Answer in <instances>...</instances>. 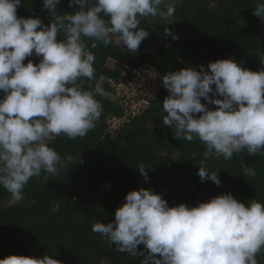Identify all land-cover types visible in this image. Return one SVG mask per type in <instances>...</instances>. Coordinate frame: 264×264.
<instances>
[{
    "label": "clouds",
    "instance_id": "9594fccd",
    "mask_svg": "<svg viewBox=\"0 0 264 264\" xmlns=\"http://www.w3.org/2000/svg\"><path fill=\"white\" fill-rule=\"evenodd\" d=\"M21 3L0 0V186L11 194L10 204L23 200L33 177L56 173L58 166L72 161L71 155L62 159L50 140L60 135L83 138L102 115L96 97L108 98L109 93L104 77L96 79L95 55L84 38L96 48L109 46L115 36L136 53L149 36L139 27L140 18L159 17L170 24L176 12V0H69L78 9L60 15L56 9L61 0H43L53 17L44 25L39 18L18 16ZM253 14L264 21V0H258ZM33 54L42 57L40 62L25 65ZM257 56L264 65V53ZM208 69L201 65L200 70L163 76L170 93L162 104L163 124L174 129L177 139H198L205 145L197 174L219 187L218 172L204 167L209 158L228 160L242 150L249 155L264 150V68L252 71L228 58L210 62ZM85 80L96 81L95 86L85 88ZM202 98L217 107L210 109ZM138 170L148 181L143 164ZM244 175L255 176V171L245 164ZM92 231L131 255L143 244V264H258L256 257L264 252V203L253 199L246 204L229 192L198 206L170 207L162 194L141 188L126 195L112 222L95 223ZM0 264L62 262L47 254L10 255Z\"/></svg>",
    "mask_w": 264,
    "mask_h": 264
},
{
    "label": "trees",
    "instance_id": "16d2710c",
    "mask_svg": "<svg viewBox=\"0 0 264 264\" xmlns=\"http://www.w3.org/2000/svg\"><path fill=\"white\" fill-rule=\"evenodd\" d=\"M257 3L258 0H176L170 24L159 17L140 18L139 27L149 36L136 53L118 44L115 36L109 46L101 43L96 48L91 47L92 40L84 38L87 50L95 55L96 79L104 77L103 87L109 97H96L103 112L86 136L69 139L60 135L48 142L62 159L68 155L73 159L66 167L58 166L56 173L43 172L25 185L23 197L30 203L28 208L21 203L3 208V201L11 194L0 186V259L10 255L42 258L47 254L62 264H102L104 259H110L111 264H143V244L138 246L137 255H131L92 231L95 223L112 222L116 210L126 202V195L146 182L138 170L141 164L148 170L150 190L158 194L165 190L162 197L170 207L181 203L198 206L229 192L246 204L253 199L264 203V150L257 155L242 150L228 160L209 158L204 167L218 172L222 183L218 187L211 180L202 182L197 174L198 163L204 159L206 147L198 139H177L174 129L163 124L166 113L162 104L170 94L166 88L131 121L113 132L107 126L112 115L120 117L125 112L108 80L131 79L133 71L145 64L155 66L162 77L188 68L189 64L200 70L203 57L210 62L231 58L252 71L264 68L257 56L264 53V40L256 36L264 32V21L253 14ZM212 4H217L215 10ZM78 7L61 0L56 10L64 15ZM17 14L39 18L44 25L53 20L43 0H22ZM162 38L164 45L160 43ZM57 39L62 40L63 33ZM41 59L30 56L24 63L31 60L38 64ZM204 68L209 70L208 66ZM95 83L83 81L85 88ZM3 95L0 92V98ZM201 102L210 109L217 107L203 98ZM150 122L153 130L148 128ZM245 164L255 171V176L244 175ZM189 183L196 189L188 187ZM86 202L91 206L86 207ZM256 258L258 264H264V252Z\"/></svg>",
    "mask_w": 264,
    "mask_h": 264
},
{
    "label": "built area",
    "instance_id": "2783aa9c",
    "mask_svg": "<svg viewBox=\"0 0 264 264\" xmlns=\"http://www.w3.org/2000/svg\"><path fill=\"white\" fill-rule=\"evenodd\" d=\"M124 80L126 82L123 83L122 81L115 82L111 80L112 86L116 90V97L124 107L125 112L120 117L114 115L107 120L109 132L115 131L146 110L153 101L158 99L162 89L165 88L163 77L157 72L155 66L150 64H145L133 71L132 78ZM122 85L125 87L120 91L119 86Z\"/></svg>",
    "mask_w": 264,
    "mask_h": 264
},
{
    "label": "rangeland",
    "instance_id": "374dc122",
    "mask_svg": "<svg viewBox=\"0 0 264 264\" xmlns=\"http://www.w3.org/2000/svg\"><path fill=\"white\" fill-rule=\"evenodd\" d=\"M216 8H217V4H212V5H211V9H212V10H215ZM256 36H257L258 38H260L261 40H264V32H263V33H256ZM160 43H161V45H164V44H165V39L162 38L161 41H160ZM124 46H125V45H124ZM125 47H126V46H125ZM32 57H33V58H38L39 56H36L35 54H33ZM209 63H210V59H208V58H206V57H203V58H202V60H201V65H203L204 67H206V66L209 65ZM188 68H192V69L198 70V67H197V66H193V65H191V64H189ZM108 81L111 82L110 79H109ZM123 82H126V80H122V83H123ZM122 87H123V88H122ZM124 87H125L124 85L119 86L120 91H122V89H124ZM121 94H122V93H121ZM112 116H113V115H112ZM116 117H118V116H116ZM120 121H121V120H120ZM148 128L151 129V130H153V129H154V124H153L152 122H150V123L148 124ZM188 187H190V188L193 189V190L196 189V187H195V185H194L193 183H189V184H188ZM141 188H144V189H150V184H149L147 181H146V182H143V183H141L139 189H141ZM139 189H138V190H139ZM164 193H165V190H161V194H162V196H164ZM10 196H11V195H9V196L3 201V203H2V207H3V208H8V207H10V206L12 205V204L9 203ZM18 203H21L22 205H24L25 208H28V207L30 206L29 201H28L27 199H25L24 197H23V200L20 201V202H18ZM85 206H86V207H90V206H91V203H90V202H86ZM102 264H111V260H110V259H104V260L102 261Z\"/></svg>",
    "mask_w": 264,
    "mask_h": 264
}]
</instances>
